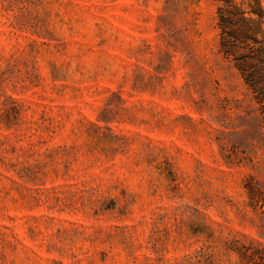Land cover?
<instances>
[{"label": "rangeland", "instance_id": "1", "mask_svg": "<svg viewBox=\"0 0 264 264\" xmlns=\"http://www.w3.org/2000/svg\"><path fill=\"white\" fill-rule=\"evenodd\" d=\"M216 6L0 0V264H264V118Z\"/></svg>", "mask_w": 264, "mask_h": 264}, {"label": "trees", "instance_id": "2", "mask_svg": "<svg viewBox=\"0 0 264 264\" xmlns=\"http://www.w3.org/2000/svg\"><path fill=\"white\" fill-rule=\"evenodd\" d=\"M218 52L238 71L264 118V28L261 0H216Z\"/></svg>", "mask_w": 264, "mask_h": 264}]
</instances>
